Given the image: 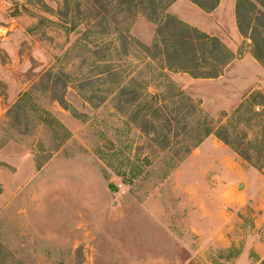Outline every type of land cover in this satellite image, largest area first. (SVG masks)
Returning <instances> with one entry per match:
<instances>
[{
	"label": "rangeland",
	"instance_id": "rangeland-1",
	"mask_svg": "<svg viewBox=\"0 0 264 264\" xmlns=\"http://www.w3.org/2000/svg\"><path fill=\"white\" fill-rule=\"evenodd\" d=\"M115 2L0 0V264H263L264 154L240 153L264 146V67L238 0L167 10L226 48L217 78L169 70ZM203 113L242 147H193Z\"/></svg>",
	"mask_w": 264,
	"mask_h": 264
},
{
	"label": "trees",
	"instance_id": "trees-1",
	"mask_svg": "<svg viewBox=\"0 0 264 264\" xmlns=\"http://www.w3.org/2000/svg\"><path fill=\"white\" fill-rule=\"evenodd\" d=\"M118 4L119 10L122 12L133 14L140 13L142 10L145 16L154 24L158 25V32L156 41L153 44V48L156 51V57H162V61L169 70L186 72L197 78H217L226 65L230 62L231 56L226 48L216 39L200 33L195 29H191L184 24L177 21L174 17L167 14L168 8L176 0H113ZM201 8L205 10H213L218 4V0H191ZM264 4V0H263ZM255 9L254 2L252 0H238L237 14L239 28L244 36V25L249 20L248 14H252ZM246 13V14H245ZM248 13V14H247ZM251 31L248 37L251 44V54L253 57L264 67V13L254 20ZM162 37V40H159ZM123 43L128 47H135L134 44H138L130 37H123ZM144 51L150 52V48L144 47ZM208 60H212L217 63L213 72L205 73L200 72L202 70V63L208 64ZM262 97V94L259 93ZM251 96L246 99L248 105L257 104V106L264 107V104L258 103L254 100L251 103ZM180 99L182 95H179ZM60 103H64V100H60ZM253 108V109H252ZM248 115H257L254 113V106L251 110L247 111ZM201 117H197L196 126L191 129V133H195L197 140L193 147L200 146L204 140L208 137L215 135L226 145L238 150L235 140V129L230 126H222L216 128L212 125L213 121L206 115L200 114ZM252 118H242L244 124L250 122ZM249 127V126H247ZM171 129L168 132L171 133ZM252 131V130H249ZM184 132L188 133L187 128H184ZM245 140L249 139V134L244 135ZM244 141V139H243ZM250 144V142H249ZM185 151H190V148ZM264 154V146L258 147H246L240 155L249 163L253 164V160L256 157H261ZM255 165V164H253ZM256 164L255 166H257ZM258 167H262L259 165ZM264 264V263H263Z\"/></svg>",
	"mask_w": 264,
	"mask_h": 264
},
{
	"label": "water",
	"instance_id": "water-1",
	"mask_svg": "<svg viewBox=\"0 0 264 264\" xmlns=\"http://www.w3.org/2000/svg\"><path fill=\"white\" fill-rule=\"evenodd\" d=\"M239 188L242 189L243 188V184H240Z\"/></svg>",
	"mask_w": 264,
	"mask_h": 264
}]
</instances>
